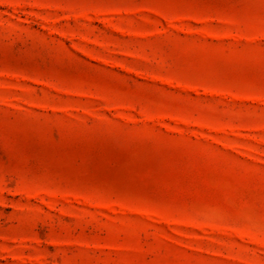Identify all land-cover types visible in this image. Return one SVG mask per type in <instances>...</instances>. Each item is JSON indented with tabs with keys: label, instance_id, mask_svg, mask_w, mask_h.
Wrapping results in <instances>:
<instances>
[{
	"label": "rangeland",
	"instance_id": "obj_1",
	"mask_svg": "<svg viewBox=\"0 0 264 264\" xmlns=\"http://www.w3.org/2000/svg\"><path fill=\"white\" fill-rule=\"evenodd\" d=\"M0 264H264V0H0Z\"/></svg>",
	"mask_w": 264,
	"mask_h": 264
}]
</instances>
